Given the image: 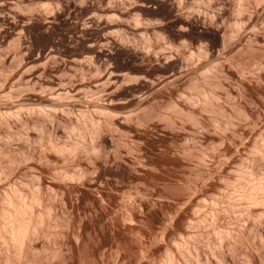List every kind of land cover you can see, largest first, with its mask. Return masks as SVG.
I'll return each mask as SVG.
<instances>
[{"label":"rangeland","instance_id":"obj_1","mask_svg":"<svg viewBox=\"0 0 264 264\" xmlns=\"http://www.w3.org/2000/svg\"><path fill=\"white\" fill-rule=\"evenodd\" d=\"M263 142L264 0H0V264H264Z\"/></svg>","mask_w":264,"mask_h":264},{"label":"bare ground","instance_id":"obj_2","mask_svg":"<svg viewBox=\"0 0 264 264\" xmlns=\"http://www.w3.org/2000/svg\"><path fill=\"white\" fill-rule=\"evenodd\" d=\"M240 20V19H239ZM237 26V25H236ZM207 100V99H206ZM2 116V115H1ZM78 140H82V139H78ZM77 142H79V141H77ZM77 142H76V144H77ZM84 142V141H83ZM263 144H264V142H263ZM263 144H262V146H263ZM75 146V145H74ZM79 145H77V147H78ZM71 147V146H70ZM73 147V146H72ZM80 147H81V145H80ZM80 147H78V148H80ZM86 147V146H85ZM85 147H84V149H85ZM91 147V146H90ZM94 147V146H93ZM63 148V147H62ZM65 148V147H64ZM67 148V147H66ZM76 148V147H75ZM95 148V147H94ZM94 148H92V149H94ZM264 148V147H263ZM68 149V148H67ZM71 149V148H70ZM70 149H68V150H70ZM73 149V148H72ZM91 149V150H92ZM262 150V149H261ZM67 152V151H66ZM77 152V151H76ZM258 152V151H257ZM71 153V152H70ZM261 153V152H260ZM259 154V153H258ZM260 155V154H259ZM263 155V154H262ZM264 157V156H263ZM247 170V169H246ZM250 170V169H249ZM248 172H250V171H248ZM242 173H245V172H243L242 171ZM242 173H241V175L239 174V176H242ZM253 173V172H252ZM252 173L250 174V176L252 175ZM260 173V172H259ZM246 174V173H245ZM261 174V173H260ZM263 174V173H262ZM254 176V175H253ZM264 176V175H263ZM244 177V176H243ZM247 177V176H246ZM248 177H249V175H248ZM256 176H254L253 178L252 177H250L248 180V183H247V180H246V183H247V185L245 184H243V185H241L240 186V184L239 183H237V182H235L236 184V187H235V185H234V188H235V190H240V191H242L241 192V194L244 192V195L242 196L240 193V196H242L245 200H247V201H249L248 203H249V205H251V204H255V205H257V207L259 206V204L260 203H262V205L264 204V184H262V182L264 183V180H262L263 178L262 177H260V175H258V177H260V178H257L258 180L256 181V179L255 180H253L254 178H255ZM241 178V177H240ZM239 179V178H238ZM240 180V179H239ZM241 180H242V178H241ZM245 180V179H244ZM244 180H242V181H244ZM238 181V180H237ZM253 181H255V182H253ZM241 182V181H240ZM245 182V181H244ZM250 182H252V183H250ZM237 184H239V185H237ZM242 184V183H241ZM233 186V185H232ZM243 186V187H242ZM238 188V189H237ZM242 189V190H241ZM17 190V189H16ZM15 190V191H16ZM244 190V191H243ZM236 192V191H235ZM11 193L13 194V191H11ZM16 193V192H15ZM14 193V194H15ZM20 193V192H19ZM18 193V194H19ZM259 193H263V194H261L260 196H259ZM13 194V195H14ZM22 195V194H21ZM7 196V195H6ZM10 196V195H9ZM17 196V195H16ZM23 196V195H22ZM11 197V196H10ZM10 197H9V199H10ZM21 197V196H20ZM242 197H240L241 198V200H242ZM12 198V197H11ZM16 198V197H15ZM18 198V197H17ZM26 198V197H25ZM25 198L24 199H22L21 198V200H25ZM19 199V198H18ZM35 199V198H34ZM33 200V199H32ZM31 200V201H32ZM240 200V201H241ZM6 201V200H5ZM8 201H11V199L10 200H8ZM27 201V199L25 200V202ZM30 201V202H31ZM247 201H243L242 200V202L244 203V202H246L247 203ZM7 202V201H6ZM24 202V201H23ZM23 202H21V201H18L17 200V202H16V204H9V202L7 203V204H9L10 205V207H9V209L10 210H8V208H6V211H5V213H4V215L3 216H5V218L7 219V220H5V221H3V220H1V221H3V222H6V221H8L9 220V223H10V227H8L9 228V230H8V232L11 234H9L10 236H9V239H11L13 242H16L17 244H18V246L20 247V245L19 244H22V242L25 240V238H27V235L30 233V232H32V231H30V230H28V228L30 227V225H29V222H31V221H29L28 222V220H29V217H28V215H26L30 210H33L32 209V207H31V205H28V203L26 204V203H23ZM34 202H36V201H34ZM233 201H231V203H232ZM35 204V203H34ZM229 204H230V202H229ZM228 204V205H229ZM233 205L234 204H236V203H232ZM231 204V205H232ZM8 205V206H9ZM227 205V206H228ZM254 205V206H255ZM7 206V205H6ZM230 206V205H229ZM236 206V205H235ZM234 206V207H235ZM238 206V205H237ZM236 206V207H237ZM240 206V205H239ZM238 206V207H239ZM248 206V205H247ZM241 207V206H240ZM243 207H245V206H243ZM250 207V206H249ZM263 207V206H262ZM242 208V207H241ZM252 207H250V209H251ZM254 208V207H253ZM252 208V209H253ZM264 208V207H263ZM227 209V208H226ZM233 210L235 209V210H237L236 208H232ZM247 209H249V208H247ZM228 210V209H227ZM231 210V209H230ZM233 210H231V211H233ZM243 211H244V209H242ZM238 211V210H237ZM3 212H4V210H3ZM34 212V211H33ZM226 213H228V212H226ZM231 213V212H230ZM235 213V212H234ZM239 213H241V212H239ZM248 213V212H247ZM33 214V213H32ZM35 214V213H34ZM261 214V213H260ZM1 215V216H2ZM29 215H31V213H29ZM41 216V215H40ZM214 216V215H213ZM258 216V218H259V215H257ZM263 216V215H262ZM27 217H28V219H27ZM35 217V216H34ZM33 217V218H34ZM39 217V216H38ZM42 217V216H41ZM257 218V217H256ZM2 219V218H1ZM30 219H32V218H30ZM36 219V218H35ZM34 219V220H35ZM38 219V218H37ZM42 219V218H41ZM213 219V218H212ZM34 220H33V222H34ZM257 220H259V219H257ZM39 221H41V220H39ZM256 221V220H255ZM37 222V221H36ZM42 222V221H41ZM257 222V221H256ZM259 222V221H258ZM9 223H7V224H9ZM32 223V222H31ZM35 223V222H34ZM38 223V222H37ZM212 223V222H211ZM214 223V222H213ZM4 224V223H3ZM6 224V225H7ZM40 225H41V223H39ZM215 224V223H214ZM213 224V225H214ZM5 225V224H4ZM3 225V226H4ZM212 225V224H211ZM0 226H1V224H0ZM2 226V227H3ZM34 226V225H33ZM39 226V225H38ZM37 226V227H38ZM1 227V228H2ZM5 228H6V226H4ZM3 227V228H4ZM35 227H36V224H35ZM34 227V228H35ZM213 227V226H212ZM3 228H2V230H3ZM31 228H33L32 226H31ZM7 229V228H6ZM6 229H4L3 231L5 232H7V230ZM30 229V228H29ZM36 229V228H35ZM2 231V232H3ZM29 233H28V232ZM36 231L37 230H35V231H33L34 233H36ZM217 231V230H216ZM216 231H214L215 232V234L217 235L218 234V232H216ZM28 233V234H27ZM222 233H223V231H222ZM226 233H229V232H226ZM252 233V232H251ZM254 233V232H253ZM231 234V233H230ZM230 234H225L226 236H228V239H229V237H230ZM233 234V233H232ZM235 234V233H234ZM234 234H233V236H234ZM34 235V234H33ZM215 235V236H216ZM252 235V234H251ZM220 236H221V238H222V236H223V234H221L220 233ZM232 236V235H231ZM6 237H7V235H6ZM11 237V238H10ZM217 237V236H216ZM30 238V237H29ZM220 238V237H219ZM224 238V237H223ZM222 238V241L224 240ZM231 238V237H230ZM234 238V237H233ZM237 238V237H236ZM238 238H241L240 236L238 237ZM217 239V238H216ZM225 239H226V237H225ZM227 239V240H228ZM27 240V239H26ZM25 240V241H26ZM29 240V239H28ZM217 240H219V239H217ZM221 240V239H220ZM219 240V241H220ZM239 240V239H238ZM24 241V242H25ZM222 241H221V243H222ZM234 241V240H233ZM236 241V240H235ZM231 242V241H230ZM220 243V242H219ZM218 243V244H219ZM221 243H220V246H221ZM234 243V242H233ZM236 243V242H235ZM17 244H15V245H17ZM175 244H176V242H175ZM175 244H174V246H175ZM185 244H187L186 242H185ZM185 244H183V243H181L180 245H178V244H176V246H178L177 247V251H179V255H181L180 257H183V259L185 260H183L184 261V263H186V264H200V260H198V258H201V257H198V256H200L197 252L199 251H197L196 250V248L195 247H197V246H195L194 248H193V252L194 253H191L190 251H189V249H187L188 247H187V245H185ZM23 245H24V243H23ZM236 245V244H235ZM14 246V245H13ZM18 246H16V247H18ZM216 246V245H215ZM25 247V245L22 247V245H21V247L20 248H24ZM187 247V248H186ZM193 247V246H192ZM221 247H223V246H221ZM14 248H15V246H14ZM212 248H214V246L212 247ZM217 248V247H216ZM215 248V249H216ZM19 249V248H18ZM17 249V250H18ZM211 249V248H210ZM210 249H208L209 251H210ZM220 249V248H219ZM21 250V249H20ZM23 250V249H22ZM212 250H214V249H212ZM216 250H218V249H216ZM221 250H223V249H221ZM230 250V249H229ZM215 251V250H214ZM231 251H233V250H231ZM236 251V250H235ZM200 252V251H199ZM222 252V251H221ZM224 252V251H223ZM222 252V253H223ZM230 252V251H229ZM234 252V251H233ZM214 253V252H213ZM219 253V252H218ZM221 253V254H222ZM225 253V252H224ZM236 253V252H235ZM231 254H232V252H231ZM173 255V253H171V256ZM216 255V254H215ZM214 255V256H215ZM226 255V254H225ZM212 257L213 259L215 258V257H217L218 258V256H220V255H218V256H215V257ZM173 258H174V255L172 256ZM225 257V256H224ZM226 258V257H225ZM171 259V258H170ZM169 259V260H170ZM169 260H168V262H169ZM216 260V259H215ZM218 260H220V257H219V259ZM223 260V259H222ZM175 261V260H174ZM217 261V260H216ZM167 262V261H166ZM172 261H170L169 263H171ZM206 262H207V260H206ZM209 262V261H208ZM219 262H221V260L219 261ZM174 263V262H173ZM175 263H176V261H175ZM205 263V262H204ZM203 263V264H204ZM224 263H225V260H224ZM223 262H222V264H224ZM201 264H202V262H201ZM209 264H210V262H209ZM226 264H228V263H226Z\"/></svg>","mask_w":264,"mask_h":264}]
</instances>
